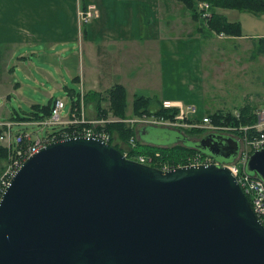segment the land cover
Here are the masks:
<instances>
[{
	"label": "water",
	"instance_id": "95a60500",
	"mask_svg": "<svg viewBox=\"0 0 264 264\" xmlns=\"http://www.w3.org/2000/svg\"><path fill=\"white\" fill-rule=\"evenodd\" d=\"M215 134L197 146L230 160L238 141ZM247 158L264 180V146ZM9 180L0 264H264V226L224 165L163 170L77 136L41 147Z\"/></svg>",
	"mask_w": 264,
	"mask_h": 264
},
{
	"label": "crops",
	"instance_id": "0c3cea01",
	"mask_svg": "<svg viewBox=\"0 0 264 264\" xmlns=\"http://www.w3.org/2000/svg\"><path fill=\"white\" fill-rule=\"evenodd\" d=\"M6 2L18 13L15 22H19L17 28L19 32H24V38L28 37L35 41L47 38L49 43L77 41L79 46L86 43L89 56L94 58L87 60L86 67L79 63V81H82L83 86L87 88L84 89V93L87 90L103 93L111 84L119 83L125 87L126 92L130 86L132 93L152 97L155 101L170 100L175 103L194 104L197 109L196 115L200 117L202 114H208L203 107L204 92L208 82H211L206 81L210 74H205L201 61L204 50L207 48L209 50V46L215 45L214 41H218L221 50L219 54L225 58L224 62L221 60V64L214 66L217 70L221 69L220 80H224L223 86L227 81L234 82L232 78L228 80L226 77L236 78L242 70L264 66V54L251 58L258 38L264 37V13L213 6L215 14L229 22L238 23L240 27L241 35H227L225 32H216L215 29L210 28V20L205 22L198 15L197 3L195 5L197 16L193 17L190 10L178 0H7ZM83 3V6L94 10L95 15L86 23L78 25L77 6L82 7ZM170 13L173 17L168 20L164 15ZM41 23L50 29L44 37L37 30L42 26ZM25 27L33 29L32 32H27ZM248 41L251 52L247 58L243 51L247 50L244 43ZM186 58L187 65L183 62ZM243 59L250 61L244 63ZM176 61L184 64H175ZM227 62L231 65L228 66ZM172 68L179 70V74L176 75ZM250 82L253 84L254 80ZM18 84L15 82L13 88L17 89ZM212 84L219 86L216 79ZM3 98L9 100V94L3 95ZM256 100L260 102L259 107ZM244 104L251 105L256 115L258 110L264 109V96L256 94L255 99L250 100L249 103L243 101L237 106L241 107ZM237 106L233 109L217 108L215 111H234L237 110ZM92 109L95 110L93 102L85 103L84 112H87L88 118H92ZM94 112L96 117V111ZM5 120L0 119V121ZM135 129H138V126H135ZM126 144L120 143L123 149L128 147V143ZM3 165L4 159L0 158V168Z\"/></svg>",
	"mask_w": 264,
	"mask_h": 264
},
{
	"label": "rangeland",
	"instance_id": "374dc122",
	"mask_svg": "<svg viewBox=\"0 0 264 264\" xmlns=\"http://www.w3.org/2000/svg\"><path fill=\"white\" fill-rule=\"evenodd\" d=\"M6 1L7 0H0V119L5 120L7 118L8 120V117L10 116L8 114L13 111L18 114L26 113L30 110V105L33 102L44 104L50 96L62 97L68 105L69 97H67L68 95L66 94L63 85L73 87L79 92L81 88L84 92L87 89L86 86H83L82 81L76 83L72 80V77L80 75L78 72L79 63L81 66L85 65L86 67L87 60L94 58L93 56L91 57V55L89 56L88 46L85 42L81 47L77 41L49 43V40H46L47 38H44L42 41H35L28 37L24 38V32H19L17 28V23L19 24V22H15L18 13H16ZM80 6L81 5L77 6L78 25L82 22L79 20L80 16L78 14V11L83 10V7ZM171 15L172 14L170 13V15L166 14L164 16L170 20L173 17ZM24 29L29 33L33 30L27 27ZM37 30L40 35L44 37L50 29L44 27L43 24L38 27ZM214 42L215 45L209 46V50L208 48L207 50H204L203 59L201 61V64L202 66L204 65L203 68L206 71L205 74H210L206 81H211L208 82V86L204 92L205 97L203 107L205 113H211L217 108L233 109L237 105H241L243 101L249 103L250 100L255 99L256 94L264 96V66L262 65H259L257 68L242 70L239 75L237 74L236 78L226 77L228 80L232 78L234 82L231 83L230 81H227L226 85L223 86L224 80H220L222 78L221 69L217 70L214 66L219 64L221 60L224 62L225 58L223 55L221 57L219 54L221 50H219L218 41ZM244 46L245 48L247 46V50L243 51V53H245L248 58V54L251 52L250 42L248 41L244 43ZM254 51L255 47L252 53H254ZM255 57L256 55L253 54L251 58ZM243 61L244 63H249L250 60L243 59ZM183 62L187 65L188 59H184ZM164 63L167 62L164 61ZM236 63H239V61H236ZM175 64L182 65L184 63L176 61ZM229 65L231 64H228V66ZM237 70L239 69L237 68ZM174 71L176 75L179 74V70L174 69ZM214 79H216L219 86L212 84L214 83ZM251 80H254L253 84L250 82ZM15 82L19 83L17 89L13 88ZM6 94H9V100L3 98V95ZM103 94H105V91ZM133 94L135 93H132L129 86L126 95L127 102L129 103L127 108L128 112H130L131 109ZM259 103L260 102L256 103L258 107ZM102 105L106 108L108 105L107 100L103 101ZM91 111L93 118L95 112L93 109ZM205 115L207 114H202L200 117L192 115V117L199 118L197 119L199 120L198 124H202L200 119ZM109 116L112 117L111 115ZM145 116L148 120L154 118L151 119L150 116ZM181 122L182 121H179L178 124H175L176 122L173 123L175 125H167L166 123L156 124L153 122L143 124L138 122L140 128L146 125L148 130L143 131L140 136L137 135V141L140 144L166 143L178 134H184L182 129H178V127L184 125ZM188 125L189 124H185L184 126ZM24 127L29 131L34 130L32 125H26ZM21 128L22 127L19 125H13L11 126V131L15 134L18 130H21ZM49 129L50 127H42L39 133L44 134ZM176 130H178L179 133ZM202 135L196 137L189 136L187 138H189V140H198ZM189 143L191 144V142Z\"/></svg>",
	"mask_w": 264,
	"mask_h": 264
},
{
	"label": "built area",
	"instance_id": "2783aa9c",
	"mask_svg": "<svg viewBox=\"0 0 264 264\" xmlns=\"http://www.w3.org/2000/svg\"><path fill=\"white\" fill-rule=\"evenodd\" d=\"M198 15L208 22L213 14L212 5L206 0L197 1ZM84 10V11H83ZM78 11L82 22L86 23L89 18L95 15V11L90 7ZM78 101L69 99L68 105L62 97H55L52 102V107L48 115L39 119L16 120V121H0V146L5 150L4 165L0 168V198L2 192L9 184V179L14 175L23 161L34 152L38 151L50 142L62 140L69 137L86 136L98 138L108 143L111 140V133L106 129V123L110 121H121L129 126H139V123L149 124H167L175 125L179 121L181 123L203 127L205 132H224L226 135H231L238 141V150L234 157L230 160H223L214 157L211 154L203 151H195L188 155L182 164L173 165L169 161L162 159L159 152L153 154H138L135 160L149 165H154L163 170H167L176 166L198 165L202 163H216L227 166L230 172L235 176L238 184H240L246 197L250 198V204L259 223L264 226V180L256 173H251L246 170L247 157L250 153L264 146V109L256 112V122L253 125L246 126H223L212 123L210 117L205 115L201 117V123H186L183 122L185 118L193 119L192 115H196L197 109L194 104L175 103L170 100H163L162 106L164 108L175 107L178 108V113L174 117V121L158 118L151 115L152 120L146 119L144 115L126 117V118H102L97 117L87 118L85 111V103L83 92H80ZM238 116V113L235 112ZM176 122V123H175ZM175 123V124H173ZM19 125L21 130L15 134L11 131V126ZM32 125L33 131L27 130L24 126ZM183 125V126H184ZM42 127H50L44 134H40ZM249 128H254L258 131V135L250 136L246 132ZM236 131V132H234ZM128 144L134 147L136 144V136L130 135ZM123 154L127 156V151Z\"/></svg>",
	"mask_w": 264,
	"mask_h": 264
},
{
	"label": "trees",
	"instance_id": "16d2710c",
	"mask_svg": "<svg viewBox=\"0 0 264 264\" xmlns=\"http://www.w3.org/2000/svg\"><path fill=\"white\" fill-rule=\"evenodd\" d=\"M182 3L187 9L190 10L191 16L195 17L196 15V1L199 0H178ZM212 4V6L216 7H228V8H237L240 10H248L252 13H264V0H207ZM83 8H86L83 6ZM84 24V23H82ZM209 26L211 29H215L216 32H225L228 34L241 35L240 27H238V23L229 22L225 18L220 15L214 13L209 21ZM258 43L256 44L254 54H264V37L258 38ZM74 82H79V77L74 76L72 79ZM64 86V90L66 94L69 96V99L72 101H78L80 92L76 91L73 87ZM127 92L125 87L119 83H113L111 86L105 91V94L101 92H96L92 90H87L84 93V102H93L96 111V117L100 119L108 118L111 115L112 117H120L125 118L127 116H137V115H154L158 118L162 117L164 119H168L170 121H174L175 115L178 113V108L170 107L164 108L161 104V101H155L152 97H146L142 95L135 94L132 99L131 109L128 112L127 108L129 103L127 102ZM53 97L47 99L46 103H34L30 105V110L23 114H18L13 111L9 113L10 120H28V119H39L43 118L49 114ZM107 100V107L104 108L102 102ZM153 104L155 105L153 107ZM238 116H236L233 111H213L208 113L207 115L210 117L212 123L216 125H231L235 127L239 126H250L253 125L257 116L253 112V107L248 104H244V106L237 108ZM199 118H193L192 121L189 118H185L183 122L186 123H196L199 122L197 120ZM194 120V121H193ZM106 129L111 133V140L109 141L119 150H127V156L131 158H136L138 154H153L154 152H159L162 159L169 161L173 165H178L184 163L186 157L195 151H201L200 149L192 148L195 140H189V136H200L204 134L205 129L203 127H197L193 125L178 127V129H182L184 134H178L173 137L172 140L167 141L166 143H154V144H140L138 141L136 142L134 147H131L128 144L124 149L120 143H128V139L130 135H139L142 134L143 131L148 130L147 127L143 126L142 128L135 129L134 127L128 126L124 122L120 121H110L106 123ZM236 132V131H234ZM248 135H258L259 132L255 131L254 128H249L246 130ZM264 132V130H263ZM141 138V137H140ZM182 141V142H181ZM191 142V144L189 143ZM174 143V144H172ZM5 150L0 147V158L4 159ZM250 201V198L248 197Z\"/></svg>",
	"mask_w": 264,
	"mask_h": 264
},
{
	"label": "flooded vegetation",
	"instance_id": "af4514ba",
	"mask_svg": "<svg viewBox=\"0 0 264 264\" xmlns=\"http://www.w3.org/2000/svg\"><path fill=\"white\" fill-rule=\"evenodd\" d=\"M218 134H220V133H217V134H215V136H218ZM204 135H202V137H203ZM210 136H212V135H210ZM214 136V135H213ZM221 136V135H220ZM201 137V138H202ZM200 138V139H201ZM213 139H215V138H212V140ZM197 140H195L194 141V144H193V146H191L192 148H195V149H200V150H202L203 152H206V153H209V151L207 150V149H203V148H201L200 146H197V142H196ZM214 141V140H213ZM207 142H209V141H206L205 143H207ZM210 154V153H209ZM219 158H221V157H219Z\"/></svg>",
	"mask_w": 264,
	"mask_h": 264
}]
</instances>
